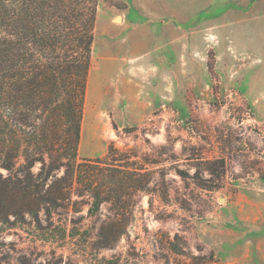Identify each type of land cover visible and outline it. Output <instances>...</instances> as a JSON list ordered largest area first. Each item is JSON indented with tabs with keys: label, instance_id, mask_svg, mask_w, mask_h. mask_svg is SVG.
Instances as JSON below:
<instances>
[{
	"label": "rangeland",
	"instance_id": "374dc122",
	"mask_svg": "<svg viewBox=\"0 0 264 264\" xmlns=\"http://www.w3.org/2000/svg\"><path fill=\"white\" fill-rule=\"evenodd\" d=\"M111 11L153 34L164 17L188 29L186 48L172 49L171 96L147 115L128 113L124 99L106 113L97 33L85 124L98 115L108 130H85L77 162L111 145L122 160L82 168L104 174L93 183L103 194L112 167L128 186L95 207L89 182L61 181L65 194L49 213L0 222V264H264V0H98L96 23ZM119 56L123 73L128 51Z\"/></svg>",
	"mask_w": 264,
	"mask_h": 264
},
{
	"label": "trees",
	"instance_id": "16d2710c",
	"mask_svg": "<svg viewBox=\"0 0 264 264\" xmlns=\"http://www.w3.org/2000/svg\"><path fill=\"white\" fill-rule=\"evenodd\" d=\"M97 4L0 0V222L49 213L65 194L61 181L89 182L95 207L128 186L124 169L112 167L103 194L93 183L104 174L82 168L122 160V151L111 145L103 157L77 162ZM142 186L140 181L132 187ZM169 246L181 250L174 240Z\"/></svg>",
	"mask_w": 264,
	"mask_h": 264
},
{
	"label": "crops",
	"instance_id": "0c3cea01",
	"mask_svg": "<svg viewBox=\"0 0 264 264\" xmlns=\"http://www.w3.org/2000/svg\"><path fill=\"white\" fill-rule=\"evenodd\" d=\"M116 14L120 17L118 22L114 21ZM166 18L157 19L152 23L156 24L155 34L148 32L149 25L137 20L133 21L125 12L114 13L111 11L106 21L100 25L95 20L93 52L97 33L104 36L98 44L99 57L102 62L96 77L103 84L100 89L101 94L105 93L110 96L109 100L111 101H108L104 107L106 113L113 115L110 109L119 107L120 103L118 104L117 100L124 99L126 100L124 109H128V113L147 115L150 110L155 108L157 97L170 98L172 49L173 47L181 48V46L186 48L189 43V33L182 21L175 22V25L171 22V17ZM181 19L186 21V17L180 16ZM152 21L154 20L152 19ZM123 26L128 29L125 44L117 37ZM122 49L128 51L127 59L130 60L127 70L123 73L120 71L121 65L116 64L118 59H122L119 56ZM150 51L155 53L153 58L148 56ZM92 68L93 64L89 69L87 87L91 80ZM104 81L106 82L104 83Z\"/></svg>",
	"mask_w": 264,
	"mask_h": 264
},
{
	"label": "bare ground",
	"instance_id": "6f19581e",
	"mask_svg": "<svg viewBox=\"0 0 264 264\" xmlns=\"http://www.w3.org/2000/svg\"><path fill=\"white\" fill-rule=\"evenodd\" d=\"M89 84H90V82H89ZM96 85H98V84H96ZM89 93H90V86L87 87V92H86V95H85L86 96V100H85L84 115H83V119H82V122H81V138H80V140L82 139L86 129H88L89 132H92L91 135L92 134L96 135V132L99 130L100 131V135H99L100 138H101V133L103 134V133H105L108 130L107 122L104 119H102L101 117H99L98 115L95 116V120L91 121L88 124V126H86L85 121L88 118L87 102H88ZM80 146H81V142H80Z\"/></svg>",
	"mask_w": 264,
	"mask_h": 264
}]
</instances>
